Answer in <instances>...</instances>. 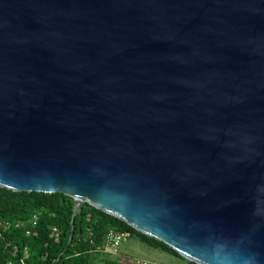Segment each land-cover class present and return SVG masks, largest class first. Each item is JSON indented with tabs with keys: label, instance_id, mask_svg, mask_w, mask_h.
Segmentation results:
<instances>
[{
	"label": "water",
	"instance_id": "obj_1",
	"mask_svg": "<svg viewBox=\"0 0 264 264\" xmlns=\"http://www.w3.org/2000/svg\"><path fill=\"white\" fill-rule=\"evenodd\" d=\"M0 187L264 264V0H0Z\"/></svg>",
	"mask_w": 264,
	"mask_h": 264
},
{
	"label": "trees",
	"instance_id": "obj_2",
	"mask_svg": "<svg viewBox=\"0 0 264 264\" xmlns=\"http://www.w3.org/2000/svg\"><path fill=\"white\" fill-rule=\"evenodd\" d=\"M40 209L42 211L28 235L25 234L26 225L14 226L15 222L24 221ZM71 219L74 220L72 231ZM0 220L9 223L6 228L0 226V264L8 261L20 264L19 259L24 257L25 252L27 256L24 261L27 264H92L96 256L106 264H120L107 254L92 252L102 245L108 229L125 230L128 233L126 239L136 237L149 247L183 258L161 241L86 202L76 210L73 198L60 192L12 191L0 187ZM52 226L56 227L58 233L56 239L50 235ZM184 260V264H197Z\"/></svg>",
	"mask_w": 264,
	"mask_h": 264
},
{
	"label": "rangeland",
	"instance_id": "obj_3",
	"mask_svg": "<svg viewBox=\"0 0 264 264\" xmlns=\"http://www.w3.org/2000/svg\"><path fill=\"white\" fill-rule=\"evenodd\" d=\"M117 251L123 252L125 255L122 258L118 256L114 257L113 255L108 256L120 264H133L131 258L145 259L149 264H184L185 262L184 258L176 257L159 248L149 247L139 242L136 237L123 239ZM103 257L106 258L105 255ZM92 264L106 263L99 256H96Z\"/></svg>",
	"mask_w": 264,
	"mask_h": 264
},
{
	"label": "built area",
	"instance_id": "obj_4",
	"mask_svg": "<svg viewBox=\"0 0 264 264\" xmlns=\"http://www.w3.org/2000/svg\"><path fill=\"white\" fill-rule=\"evenodd\" d=\"M42 209L38 211H34L29 217H27L24 221H17L14 223V226H20V225H26L25 228V234L28 235L30 232V228L34 227L36 224V221L38 219V215ZM9 225L8 222H2L0 220V226H3L6 228ZM57 230L55 226H52L50 228V235L56 239L57 237ZM89 236L91 235L90 232L88 234ZM128 233L125 230H115V229H108L107 232L104 235L103 243L100 247H97L92 250V252H101L103 254L107 255H116L118 253L117 248L120 244V242L123 239H126ZM89 243H91V240H89ZM15 253V250H13V255ZM27 253H24V257L19 259L20 264H27L24 261V258H26ZM133 264H149L145 259H140V258H131ZM6 264H11V262H7Z\"/></svg>",
	"mask_w": 264,
	"mask_h": 264
},
{
	"label": "crops",
	"instance_id": "obj_5",
	"mask_svg": "<svg viewBox=\"0 0 264 264\" xmlns=\"http://www.w3.org/2000/svg\"><path fill=\"white\" fill-rule=\"evenodd\" d=\"M125 254L123 253V252H120V251H118V253L116 254V255H113L114 257H121L122 258V256H124Z\"/></svg>",
	"mask_w": 264,
	"mask_h": 264
}]
</instances>
